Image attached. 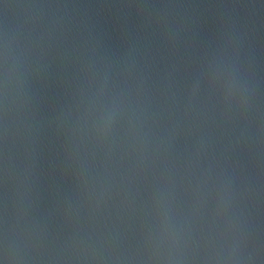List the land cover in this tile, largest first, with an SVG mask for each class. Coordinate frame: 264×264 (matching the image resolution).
<instances>
[{"label":"water","instance_id":"1","mask_svg":"<svg viewBox=\"0 0 264 264\" xmlns=\"http://www.w3.org/2000/svg\"><path fill=\"white\" fill-rule=\"evenodd\" d=\"M0 264H264V0H0Z\"/></svg>","mask_w":264,"mask_h":264}]
</instances>
